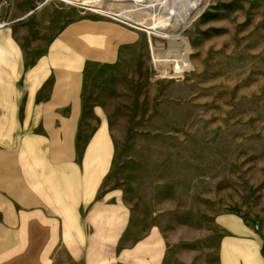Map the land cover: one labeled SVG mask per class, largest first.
Returning a JSON list of instances; mask_svg holds the SVG:
<instances>
[{
    "label": "rangeland",
    "instance_id": "obj_1",
    "mask_svg": "<svg viewBox=\"0 0 264 264\" xmlns=\"http://www.w3.org/2000/svg\"><path fill=\"white\" fill-rule=\"evenodd\" d=\"M116 13L0 0V31L16 28L10 52L61 37L63 75L78 74V154L109 155L99 194L120 191L134 228L171 235L175 264H264V0H205L180 31L188 49L149 40L134 16ZM150 42L173 54L169 75L157 74ZM6 225L16 229L0 237V264H53V238L39 262L23 263L37 239Z\"/></svg>",
    "mask_w": 264,
    "mask_h": 264
},
{
    "label": "crops",
    "instance_id": "obj_2",
    "mask_svg": "<svg viewBox=\"0 0 264 264\" xmlns=\"http://www.w3.org/2000/svg\"><path fill=\"white\" fill-rule=\"evenodd\" d=\"M15 29L0 31V237L16 222L21 237L37 239L22 248L23 263L39 262L42 239L53 238V264H175L171 235L156 224L134 228L120 191L99 194L109 163L103 148L79 156L78 74L63 75L61 37L10 52ZM50 204L60 209L49 213Z\"/></svg>",
    "mask_w": 264,
    "mask_h": 264
},
{
    "label": "bare ground",
    "instance_id": "obj_3",
    "mask_svg": "<svg viewBox=\"0 0 264 264\" xmlns=\"http://www.w3.org/2000/svg\"><path fill=\"white\" fill-rule=\"evenodd\" d=\"M67 2L79 3L83 6H90L93 11L99 13H108L110 7L116 9V14L123 18L130 19L134 16L135 22L142 25L148 34L149 40L151 35L171 40H181L185 49H188L187 42L180 38V31L186 26L191 17L198 14L203 8L205 0H66ZM157 18L158 21L151 22L150 19ZM165 23L162 24V22ZM159 22V25H155ZM155 23V24H154ZM152 62L158 75H169L170 63L174 57L160 47L152 45L150 42ZM183 65L180 63L176 66L175 73L181 74Z\"/></svg>",
    "mask_w": 264,
    "mask_h": 264
}]
</instances>
